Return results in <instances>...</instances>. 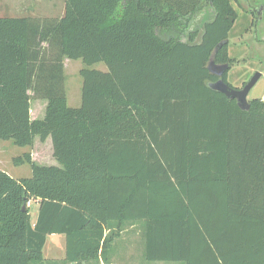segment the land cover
<instances>
[{
	"label": "trees",
	"instance_id": "obj_1",
	"mask_svg": "<svg viewBox=\"0 0 264 264\" xmlns=\"http://www.w3.org/2000/svg\"><path fill=\"white\" fill-rule=\"evenodd\" d=\"M232 20V0H65L47 25L0 16V140L50 138L60 165L25 153L14 164L31 178L0 170V264H45L53 235L66 237L63 264H111L126 225L149 263L264 264V101L245 111L208 86L213 60L233 87L229 43L215 54ZM65 59L85 66L79 108Z\"/></svg>",
	"mask_w": 264,
	"mask_h": 264
},
{
	"label": "rangeland",
	"instance_id": "obj_2",
	"mask_svg": "<svg viewBox=\"0 0 264 264\" xmlns=\"http://www.w3.org/2000/svg\"><path fill=\"white\" fill-rule=\"evenodd\" d=\"M264 0H232L237 11V20L229 36V55L237 63L228 73V83L233 88L242 89L257 73H262V78L251 90L248 101L261 99L264 101V10H260ZM243 7L239 8V5ZM255 7L259 8L254 11ZM65 12V0H0V16L10 14L15 17H30L40 25H47L59 21ZM45 45L44 47H46ZM85 68L82 60H64L65 89L68 105L79 108L82 103L83 79L80 71ZM107 72L105 64L98 63L89 68ZM32 119H42L45 115L47 102L37 98L30 92ZM25 153H31L32 158L40 166H60L53 157L52 141L49 138L41 142L36 138L33 148H21L12 141L0 140V167L14 179H27L32 177V170L28 164L16 166L14 159ZM1 170V169H0ZM30 211L32 223L38 218L39 207L37 201H31ZM136 226L126 225L115 238V250L111 256V264H146L149 263L143 256L141 245L142 234ZM108 233V232H107ZM66 257V237L53 235L47 237L43 251L45 264H62ZM169 264V263H151Z\"/></svg>",
	"mask_w": 264,
	"mask_h": 264
},
{
	"label": "water",
	"instance_id": "obj_3",
	"mask_svg": "<svg viewBox=\"0 0 264 264\" xmlns=\"http://www.w3.org/2000/svg\"><path fill=\"white\" fill-rule=\"evenodd\" d=\"M234 22V20H232ZM228 41H225L217 46L215 49V54L218 52V50L223 46V44H227ZM230 69V66L228 64L225 65H216L213 60L210 61L209 64V70L212 74L217 76L219 79L216 82L209 83V87L219 93L224 94L227 98L231 100H236L239 107L242 110H249L250 109V103L248 101V96L251 92V90L256 86L258 81L262 78V73L257 72L250 81L242 88V89H236L231 86H229L223 79L224 74ZM26 206H24V211H26Z\"/></svg>",
	"mask_w": 264,
	"mask_h": 264
},
{
	"label": "crops",
	"instance_id": "obj_4",
	"mask_svg": "<svg viewBox=\"0 0 264 264\" xmlns=\"http://www.w3.org/2000/svg\"><path fill=\"white\" fill-rule=\"evenodd\" d=\"M32 114V113H31ZM32 116V115H31ZM39 119V118H38ZM49 139V138H48ZM47 139V140H48ZM36 140V139H35ZM52 148H53V146H52ZM34 161H35V159H34ZM0 169L1 170H4L3 168H1L0 167ZM5 171V170H4ZM8 174V173H7ZM12 177V176H11ZM38 202V201H37ZM37 205H38V207H39V203H37ZM36 222V221H35ZM141 231V230H140ZM142 235H143V233H142V231L140 232ZM141 245L143 246V256H144V251H145V239L143 238V236H142V238H141ZM146 260V259H145ZM157 263V262H156ZM158 263H163V262H158ZM146 264H151V263H146ZM169 264H181V263H169Z\"/></svg>",
	"mask_w": 264,
	"mask_h": 264
},
{
	"label": "flooded vegetation",
	"instance_id": "obj_5",
	"mask_svg": "<svg viewBox=\"0 0 264 264\" xmlns=\"http://www.w3.org/2000/svg\"><path fill=\"white\" fill-rule=\"evenodd\" d=\"M260 7H261L260 10H261V9L264 10L263 6H260ZM258 9H259V8L255 7L254 11H256V10L258 11ZM258 12H259V11H258ZM52 264H57V263H52ZM62 264H63V263H62Z\"/></svg>",
	"mask_w": 264,
	"mask_h": 264
},
{
	"label": "built area",
	"instance_id": "obj_6",
	"mask_svg": "<svg viewBox=\"0 0 264 264\" xmlns=\"http://www.w3.org/2000/svg\"><path fill=\"white\" fill-rule=\"evenodd\" d=\"M31 205V202L28 204V206H30Z\"/></svg>",
	"mask_w": 264,
	"mask_h": 264
}]
</instances>
